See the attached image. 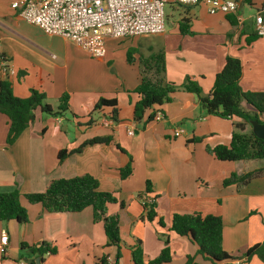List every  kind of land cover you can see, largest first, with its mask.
I'll return each instance as SVG.
<instances>
[{"label": "crops", "instance_id": "crops-1", "mask_svg": "<svg viewBox=\"0 0 264 264\" xmlns=\"http://www.w3.org/2000/svg\"><path fill=\"white\" fill-rule=\"evenodd\" d=\"M239 3L237 13L230 14H210L204 4L184 8L182 18L191 19L192 34H182L178 21L160 34L109 38L106 56L97 59L70 40L44 33L12 6L0 13V59L13 70L7 79L14 95L27 98L38 89L57 109L62 94H69L66 112L57 116L38 108L13 144L7 143L9 118L0 112V193L18 188L28 215L26 223L0 221V246L1 236H9L0 264L38 258L22 249L23 242L57 248L41 264H99L105 257L107 264H135L132 251L139 242L149 262L165 248V239L172 260L163 264H185L188 255L197 254V246L171 230L176 211L221 216L223 248L243 264H264L257 255L250 260L243 257L250 246L264 241V159L222 161L206 150L230 144L231 119L207 114L199 97L182 88L171 102L147 109L143 121L133 116L142 78L141 55L163 51L166 79L178 86L191 77L203 94L211 92L226 58L237 57L243 67L240 87L264 91V35L255 32V15L264 14V0ZM130 50L133 63L127 61ZM101 98L116 99V108L95 109ZM176 131L181 134L176 136ZM97 137L110 140L58 159L60 150H75ZM128 164L132 172L122 178L121 168ZM86 174L99 180L100 190L117 198L107 205V213L120 217L119 247L107 245L104 221L95 220L91 206L79 212H47L24 196L45 191L52 179ZM233 174L237 180L224 185ZM144 198L155 200L154 221L145 218ZM228 263L235 264L234 260L220 264Z\"/></svg>", "mask_w": 264, "mask_h": 264}, {"label": "trees", "instance_id": "trees-1", "mask_svg": "<svg viewBox=\"0 0 264 264\" xmlns=\"http://www.w3.org/2000/svg\"><path fill=\"white\" fill-rule=\"evenodd\" d=\"M184 7V6H182ZM187 8V7H184ZM190 18L183 17L179 21L182 34H192ZM127 61H135L134 51L130 50ZM141 66V81L136 88L139 100L134 104V119L138 122L144 120L145 111L156 105L171 102L172 96L178 88L196 94L207 114H215L230 118L233 123L232 140L229 145L220 144L214 147L206 146V150L222 161H241L252 159H264V139L257 137L251 121L257 120L264 123L261 116L264 114V91H244L239 80L242 76V63L237 57L228 56L223 68L216 74L213 88L209 94H203L200 84L187 77L181 85H175L166 79V62L164 52L152 53L139 57ZM103 106H117L116 99L101 98L95 109ZM54 115H62L69 109V94L64 93L59 98L57 109L46 102V95L38 89H32L27 98H19L14 95L12 84L0 74V112L9 118V130L7 143L13 144L20 134L29 127L34 120L35 111ZM152 115L151 117H153ZM150 117V118H151ZM149 119V117H148ZM147 121V120H146ZM247 125L251 127L246 130ZM110 138L97 137L83 143L79 148L58 152V159L62 161L69 153L81 152L87 145L99 142H108ZM200 141V139H198ZM132 172L131 164L121 168L122 178L128 177ZM237 179L234 174L224 180V185H229ZM148 190L149 187H147ZM22 193L18 188L0 193V221L16 220L19 223L28 222L26 208L21 204ZM30 203H40L47 212H79L91 206L94 218L104 221L105 233L108 238V246H120L122 243L120 231V217L118 214H108L107 205L117 202L116 196L111 192L102 191L99 188V180L90 174L71 178H56L49 181L45 191L39 193L24 194ZM145 203V218L154 221L157 216L156 204ZM124 205L123 203H121ZM144 218V217H143ZM161 225L164 222L160 220ZM171 230L177 235L186 237L197 246L196 255H188L185 264H202L197 257L212 264L233 261L235 256L223 248V219L214 214H203L194 211H176L172 215ZM166 246L161 253L149 262L144 260V251L139 242L133 247L132 255L135 264H163L172 260L169 240L165 239ZM22 249H28L38 256L40 261L50 253L57 252V248L47 243L29 245L21 244ZM257 255L264 261V241L250 246L243 255L245 260H250ZM121 257L117 254V261ZM33 264L35 260H33ZM99 264H107V257L102 258Z\"/></svg>", "mask_w": 264, "mask_h": 264}, {"label": "built area", "instance_id": "built-area-1", "mask_svg": "<svg viewBox=\"0 0 264 264\" xmlns=\"http://www.w3.org/2000/svg\"><path fill=\"white\" fill-rule=\"evenodd\" d=\"M173 2L184 7L204 4L210 14L237 13L239 0H16L12 7L21 18L38 26L44 33L72 41L93 58L106 56L109 38H130L165 31V6ZM255 32L264 35L263 11L255 15ZM13 70L0 59V74L7 78ZM133 130H129L132 135ZM176 131L175 135H180ZM153 202L144 198L143 204ZM9 236H1V254H6ZM110 261L108 260V263ZM235 264L244 260L236 259ZM20 264H26L22 261ZM110 264V263H109Z\"/></svg>", "mask_w": 264, "mask_h": 264}, {"label": "rangeland", "instance_id": "rangeland-1", "mask_svg": "<svg viewBox=\"0 0 264 264\" xmlns=\"http://www.w3.org/2000/svg\"><path fill=\"white\" fill-rule=\"evenodd\" d=\"M12 1L13 0H0V13H2V14L7 13L11 8ZM183 10H184V7H182L181 5H179L177 3L169 2L166 4V6H165L166 30L172 29L178 23V21L181 20V18L183 16L182 15ZM94 59H97V58H94ZM51 103H54V102H51ZM67 116L69 119L71 118V115L69 113ZM261 118L264 120V114L261 116ZM250 129H251V127L249 125H247L246 130L249 131ZM228 264H231V263H228Z\"/></svg>", "mask_w": 264, "mask_h": 264}, {"label": "water", "instance_id": "water-1", "mask_svg": "<svg viewBox=\"0 0 264 264\" xmlns=\"http://www.w3.org/2000/svg\"><path fill=\"white\" fill-rule=\"evenodd\" d=\"M251 125H252V130L254 132V134L261 138V139H264V123H261L257 120H252L251 121ZM25 261L28 263V264H33V260L29 259V258H25ZM35 263L36 264H41V261H40V258H36L35 259Z\"/></svg>", "mask_w": 264, "mask_h": 264}]
</instances>
